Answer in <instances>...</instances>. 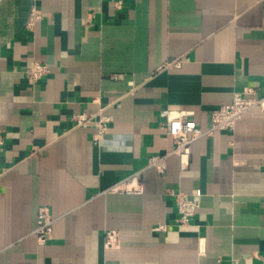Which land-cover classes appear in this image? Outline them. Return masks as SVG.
<instances>
[{
	"label": "crops",
	"instance_id": "crops-1",
	"mask_svg": "<svg viewBox=\"0 0 264 264\" xmlns=\"http://www.w3.org/2000/svg\"><path fill=\"white\" fill-rule=\"evenodd\" d=\"M35 61L49 71L33 81ZM248 85L263 93L264 0H0V264H263V110L196 139L185 170L174 154L149 165L174 144L163 109L206 129ZM100 111L97 142L76 117ZM134 176L142 192L116 189ZM197 187L176 224L168 190ZM41 206L56 219L43 244Z\"/></svg>",
	"mask_w": 264,
	"mask_h": 264
},
{
	"label": "built area",
	"instance_id": "built-area-1",
	"mask_svg": "<svg viewBox=\"0 0 264 264\" xmlns=\"http://www.w3.org/2000/svg\"><path fill=\"white\" fill-rule=\"evenodd\" d=\"M120 6V2L118 3ZM42 19L41 11L33 7L27 22V26L32 28ZM174 65L179 63V60L170 62ZM49 71L46 63L35 61L28 69V77L36 81ZM254 108H259L264 111V85L263 93L258 94V89L253 85L244 87L242 91L233 93L232 101L224 104L211 112V121L209 127L203 129L199 127L191 118L192 111H174L163 109L161 116L165 119V127L167 134L173 138V147L165 154L153 155L149 159V165L153 166L158 173H163L166 169V162L169 155L174 154L178 157L179 167L185 170L189 167L191 161V146L193 142L201 136L213 135L220 130H234L238 121L249 111ZM111 118L101 111L98 113H82L76 117L78 125L96 126L97 133L94 139L100 142L103 136L107 133ZM138 177V175H136ZM128 179L126 183L119 184L116 189L126 190L127 192H142L141 185L130 187L129 184L135 177ZM125 187V189H124ZM168 192L174 197L177 206L178 216L175 218V223L178 225H188L190 220L196 214L200 204L202 190L197 187L190 193H183L169 189ZM55 217L51 214L48 206H41L37 213L36 227L33 231L40 244L47 241L53 232V224ZM159 231L169 229L168 224L161 223L156 227ZM106 247H118L120 245V234L115 229H110L106 232ZM263 264H264V257Z\"/></svg>",
	"mask_w": 264,
	"mask_h": 264
}]
</instances>
